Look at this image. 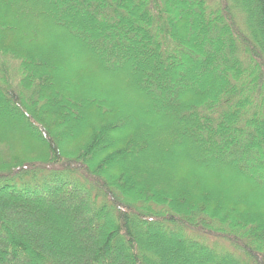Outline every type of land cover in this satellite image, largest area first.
<instances>
[{
    "label": "trees",
    "instance_id": "16d2710c",
    "mask_svg": "<svg viewBox=\"0 0 264 264\" xmlns=\"http://www.w3.org/2000/svg\"><path fill=\"white\" fill-rule=\"evenodd\" d=\"M0 264H264V0H0Z\"/></svg>",
    "mask_w": 264,
    "mask_h": 264
},
{
    "label": "rangeland",
    "instance_id": "374dc122",
    "mask_svg": "<svg viewBox=\"0 0 264 264\" xmlns=\"http://www.w3.org/2000/svg\"><path fill=\"white\" fill-rule=\"evenodd\" d=\"M64 48H65V49H64V53H65V52H66V46H64ZM12 111H15V110L12 109ZM15 112H16V111H15ZM218 243H219V241H218Z\"/></svg>",
    "mask_w": 264,
    "mask_h": 264
}]
</instances>
